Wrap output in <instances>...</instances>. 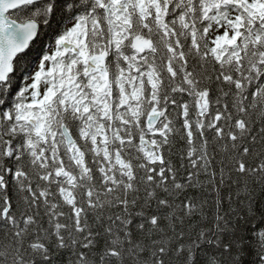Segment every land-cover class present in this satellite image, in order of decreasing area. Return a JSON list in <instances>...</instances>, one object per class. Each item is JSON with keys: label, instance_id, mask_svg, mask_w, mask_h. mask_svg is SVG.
Here are the masks:
<instances>
[{"label": "snow or ice", "instance_id": "6c2138e0", "mask_svg": "<svg viewBox=\"0 0 264 264\" xmlns=\"http://www.w3.org/2000/svg\"><path fill=\"white\" fill-rule=\"evenodd\" d=\"M0 264H264V0H0Z\"/></svg>", "mask_w": 264, "mask_h": 264}]
</instances>
